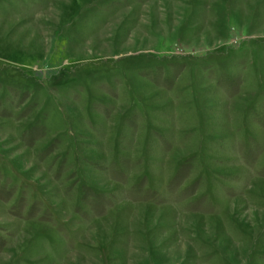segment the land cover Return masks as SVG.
Segmentation results:
<instances>
[{
  "label": "rangeland",
  "instance_id": "obj_1",
  "mask_svg": "<svg viewBox=\"0 0 264 264\" xmlns=\"http://www.w3.org/2000/svg\"><path fill=\"white\" fill-rule=\"evenodd\" d=\"M0 264H264V0H0Z\"/></svg>",
  "mask_w": 264,
  "mask_h": 264
}]
</instances>
